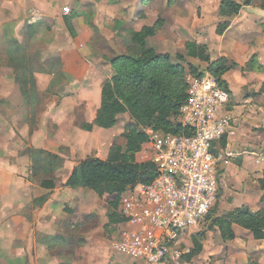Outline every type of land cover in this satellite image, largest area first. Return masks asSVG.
I'll list each match as a JSON object with an SVG mask.
<instances>
[{
  "label": "crops",
  "instance_id": "obj_1",
  "mask_svg": "<svg viewBox=\"0 0 264 264\" xmlns=\"http://www.w3.org/2000/svg\"><path fill=\"white\" fill-rule=\"evenodd\" d=\"M234 1L243 3L242 0ZM198 4L203 15L194 25L196 42L208 46L212 62L225 58L233 66L223 76L230 95L226 111L232 117L231 129L214 145L215 152L231 153L232 157L218 168L219 201L215 217L237 209L258 213L264 209V189L261 186L264 179V5L261 0H254L238 15L226 18L219 14L221 0H199ZM58 7L59 0H0V34L11 40L23 39L24 27L28 24V33L36 32L34 37L37 39L38 29L46 26L43 23L46 22L52 26L53 32L63 30L65 40L71 46L78 40L88 43L91 34L79 27L74 15L71 23L76 37H73ZM220 24H227L223 34L217 33ZM59 42L57 40L52 45L59 47ZM64 51L67 50L61 49L62 55L67 53ZM85 67L84 74H81L82 68L79 70L76 64L65 66L64 75L69 80L71 95L52 100L46 113L47 123L50 119L52 125L60 127L61 121L66 119L70 124L78 109L82 110L80 116L87 113L86 118L83 117L86 123L94 122L101 105L102 84L108 77L104 78L106 74L93 63ZM9 72L10 69L5 76H0V107H4V110L0 108V130L4 129V137H0V257L18 255L27 264H43L37 255L38 247L44 249L48 243L66 238L81 239L90 249L82 264H108L112 261V242L109 252L104 250V228L109 223L108 209L104 204L106 196L101 199L93 191L66 186L78 164L71 169L65 166L61 179L56 176V182L63 185L58 183L53 190H47L29 180L31 158L23 155L28 147L45 149L53 154H58L61 146L75 149L76 138L72 136L83 139L85 144L89 138L87 132L75 126L73 131L68 130L66 140H60L59 132L47 130L46 133L39 124L30 134L27 99L22 96L15 75L11 76ZM41 76L36 75L37 81ZM48 78L50 83L53 77ZM97 129L95 127L93 133ZM140 155L142 153L137 159ZM64 158H67L68 165L70 158ZM47 194L46 202L37 203ZM92 223H95L94 227ZM116 226L114 239L118 237L122 223ZM233 231L235 238L232 240H223L219 232L216 236L211 235L203 243L201 253L185 264H193L194 259L201 256L207 259L205 264H264V240L254 239L239 226H233ZM186 251L189 254L190 251Z\"/></svg>",
  "mask_w": 264,
  "mask_h": 264
},
{
  "label": "rangeland",
  "instance_id": "obj_2",
  "mask_svg": "<svg viewBox=\"0 0 264 264\" xmlns=\"http://www.w3.org/2000/svg\"><path fill=\"white\" fill-rule=\"evenodd\" d=\"M199 0H59V12L64 18H70L75 15V19L79 27L86 30V33L91 34V40L88 43L83 40L74 41V44H68L63 35V30H51L50 24L43 22L46 26L38 29L39 37L35 39V33H28L27 24L24 29L25 37L23 39H10L0 34V76L7 73L12 76L14 71L9 67V59L6 54L8 46L17 42L18 45H24L27 51V56L30 58L31 70L28 74L35 78L36 85L28 86V125L30 134L37 129L38 125L43 126L51 132H59L60 140H66L68 130H74L75 126L81 128L83 123H86L83 117L80 116L81 109L77 110L76 118H72L70 124L66 119H63L62 126L52 125V121L48 119L47 112L49 104L56 97L61 100L63 97L71 95L67 78L64 75L65 66L77 65L78 69L86 66L88 63L97 65L100 70L106 74L107 78L104 82L110 79L113 75L111 61L120 56L129 54L132 48L131 32L140 31L144 26H157V34L149 39V46L154 48L159 54H169L174 63H180L177 56H184L188 63L194 65L201 73L205 74L208 70V64L196 58L187 56L186 44L196 43L195 22L197 19H202V9ZM262 5H264V0ZM243 2V0H242ZM65 9H69V13H65ZM73 24V22H72ZM74 28V26H73ZM63 29V26H62ZM75 29V28H74ZM55 31H57L55 33ZM8 34V33H7ZM5 34V35H7ZM85 35V33H82ZM57 35L59 39H57ZM87 38V36H85ZM77 38H75L76 40ZM58 40L59 47H54L52 44ZM61 49H65L67 53L61 54ZM64 57V58H63ZM187 63V64H188ZM29 65V66H30ZM109 67L108 70H106ZM79 69V70H80ZM42 75L37 81L36 75ZM48 76L53 79L49 83ZM84 76V75H83ZM15 77V76H14ZM195 79L189 73L187 81L190 83ZM76 88V87H75ZM69 106H71L69 104ZM4 110V107H0ZM2 119L0 118V121ZM84 120V122H83ZM136 124L129 114H122L118 117V122L111 129L99 128L96 133L90 134L87 132L88 142L83 144V139L76 138L75 149H70L68 146H61L58 154H53L45 149H35L28 147L23 151V155H28L31 158V166L29 167V180L40 184L43 180L53 181L55 184L58 176L65 172V166L68 169L74 164H78L87 158H97L106 160L110 148L115 144L123 149L126 146V140L123 137L126 127L129 124ZM45 125V126H44ZM144 125H138V128L143 131ZM3 128L0 130V137H4ZM72 130V131H73ZM82 130V129H81ZM50 138V134L48 133ZM66 137V138H65ZM65 138V139H64ZM72 140L74 141V139ZM89 143V144H88ZM77 145V146H76ZM86 145V148H85ZM138 157L141 163L149 162L154 159V149L152 145L146 144ZM69 157V164L66 165ZM61 181V180H59ZM59 185V184H58ZM63 185V184H61ZM92 193V192H91ZM126 194L115 195L113 198L105 197L104 204L108 209V213H113V203L122 201ZM103 199V198H101ZM218 206V205H217ZM217 206L212 213L206 218L200 228L194 229L185 233L182 245L176 244L177 248L182 247L184 250H191V239L199 235L198 239H208L211 235L216 236L218 231L214 229L212 222L217 214ZM95 223H92L94 227ZM104 250L109 252L110 243L117 234V226L113 225L104 228ZM64 238V237H63ZM64 241H56L52 246L45 245L44 249L38 247L37 255L41 257L43 264H82L84 258L89 255V248L84 246L85 243L81 239H66ZM81 240V241H79ZM191 244V245H189ZM50 246V247H49ZM88 248L87 251H85ZM103 250V249H102ZM111 260L116 264H142L139 261L133 260L131 257L110 251ZM186 254L181 264L187 263ZM3 255L0 257V264H27L18 255ZM10 257V260L9 258ZM2 259V260H1ZM205 256L195 258L193 264H205ZM161 264H171L169 261ZM190 264V263H188Z\"/></svg>",
  "mask_w": 264,
  "mask_h": 264
},
{
  "label": "trees",
  "instance_id": "obj_3",
  "mask_svg": "<svg viewBox=\"0 0 264 264\" xmlns=\"http://www.w3.org/2000/svg\"><path fill=\"white\" fill-rule=\"evenodd\" d=\"M253 2L254 0H243L240 4L234 0H221L219 14L232 18L238 15L244 6ZM73 17L74 15L65 21L71 35L76 37L71 23ZM157 26H144L140 31L131 32V52L110 62L113 75L102 84L101 105L94 122L81 125V129L86 132H92L95 127L108 130L116 126L120 115L129 114L136 124H129L125 129V148L114 144L106 160L87 158L80 162L68 179L67 187L87 189L104 198L122 195L139 185L152 183L157 177L156 165L153 161L141 163L137 159V155L149 142L148 136L138 128L139 124L165 134L190 135V131L179 122L180 110L189 88L187 74L194 78L204 74L188 63L183 55L177 56L180 63H174L169 54H159L148 45L147 39L157 34ZM226 29L227 24H220L217 33L223 34ZM186 53L188 57L207 63V73L228 91L223 80V76L233 67L228 60L222 58L212 62L208 46L197 42L186 44ZM6 54L21 94L28 99V86H35L36 80L28 74L31 63L26 48L13 42L8 46ZM39 185L47 190H53L56 186L50 180H43ZM261 186L264 189V179ZM48 196L47 194L38 199L37 203L43 204ZM262 202L264 203V198ZM112 205L114 212L108 213L109 223L105 229L125 222L121 214V201ZM212 225L225 241L235 238L233 226L247 230L256 240H264V209L258 213L237 209L222 217H215ZM198 237L199 235L192 237V249L186 261L201 253L203 243L207 239L200 240ZM49 245L52 246L50 243Z\"/></svg>",
  "mask_w": 264,
  "mask_h": 264
},
{
  "label": "built area",
  "instance_id": "obj_4",
  "mask_svg": "<svg viewBox=\"0 0 264 264\" xmlns=\"http://www.w3.org/2000/svg\"><path fill=\"white\" fill-rule=\"evenodd\" d=\"M229 101V92L206 73L191 80L180 110L179 122L190 135L143 127L154 149L157 177L125 193L121 201L125 222L111 243L114 252L142 264H181L188 252L175 245H182L185 233L200 228L217 205L218 168L232 157L214 150L231 129Z\"/></svg>",
  "mask_w": 264,
  "mask_h": 264
}]
</instances>
